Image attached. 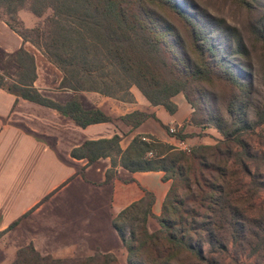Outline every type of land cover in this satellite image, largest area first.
I'll return each instance as SVG.
<instances>
[{"label":"trees","instance_id":"obj_1","mask_svg":"<svg viewBox=\"0 0 264 264\" xmlns=\"http://www.w3.org/2000/svg\"><path fill=\"white\" fill-rule=\"evenodd\" d=\"M26 3L38 17L50 9L41 25L29 28L21 19L24 29L29 32L26 34L7 19L4 22L57 67L62 74L58 88L72 91L74 95L62 103L41 94L33 86L36 78L34 56L23 47L11 53H1L17 56L20 68L28 73L27 78L19 74V80L7 83L0 74V88L16 98L53 108L82 128L116 118L135 128L154 115L135 109L114 117L99 107L86 109L78 99L80 91H94L131 101L133 94L130 88L134 85L151 104L162 105L170 113L175 111L176 105L171 99L178 88L165 85L160 78L152 53L156 52L162 36L152 24L151 31L144 29V22L138 18L142 0H0V9L14 17ZM185 99L194 112L193 102ZM262 111L252 123L230 131L219 125L213 126L223 138L214 145H198L197 148L230 150L232 142L244 132L254 131L264 123V108ZM192 116L189 122L199 130L209 127L202 121H195ZM182 131L180 128L169 133L183 140L189 135ZM119 140L117 134L109 138L85 140L71 149L70 154L75 158H85L88 163L110 157L114 166L113 150L123 168L129 171L162 170L163 178L171 180L159 215H153V195L146 191L140 200L112 219V227L127 251V264H221L223 262L217 261L215 255L227 252L231 242L234 250H248L254 254L250 264H264V210H249L238 201L243 196L232 198L234 195L229 186L233 184L228 177L227 157L223 159L212 151L211 159H208L202 150L190 152L189 148L177 149L148 135H135L125 149L120 148ZM220 142L222 145L219 146ZM155 148L159 152L154 156H144ZM243 168L250 175L245 165ZM150 218H154L159 225L154 231H148L146 227ZM17 222L14 221L10 227ZM27 246L33 252L34 264H42L45 255H41L30 243ZM101 254L100 261L91 258L88 263L119 264L110 252ZM60 259L52 257L51 264H62Z\"/></svg>","mask_w":264,"mask_h":264},{"label":"crops","instance_id":"obj_2","mask_svg":"<svg viewBox=\"0 0 264 264\" xmlns=\"http://www.w3.org/2000/svg\"><path fill=\"white\" fill-rule=\"evenodd\" d=\"M20 47L34 56L33 86L41 94L62 103L73 97L72 91L58 88L62 74L57 67L0 19V48L11 53ZM40 57L55 73L47 70L42 75ZM81 92L77 93L78 99L86 109L99 107L114 117L137 109L154 117H147L135 128L118 118L82 128L53 108L16 98L0 88V260H12L24 243L54 258L64 254L80 257L76 254L89 250L87 247L93 251L90 255L120 248L112 219L146 191L153 195V215H159L170 180L163 178L162 170L129 171L118 164L113 166L115 174L106 179L110 157L88 163L85 158L72 157L71 149L85 140L114 134L120 138L121 149L137 134L183 146L191 138L178 140L166 127L182 128L183 133L190 132L189 127L199 130L189 122L193 109L183 96L172 97L176 109L170 113L133 91L131 101L101 95L90 106L83 104Z\"/></svg>","mask_w":264,"mask_h":264},{"label":"rangeland","instance_id":"obj_3","mask_svg":"<svg viewBox=\"0 0 264 264\" xmlns=\"http://www.w3.org/2000/svg\"><path fill=\"white\" fill-rule=\"evenodd\" d=\"M142 1L138 18L144 22V29L151 31L152 24L162 36L156 52L152 53L160 78L165 85L178 88L172 96H183L193 102L195 109L192 117L195 121L209 125L204 131L189 127L190 132L186 133L191 140H188L187 147L190 152L202 150L208 159H211L212 151L220 154L219 157L223 159L227 157L228 177L233 184L229 186L234 195L232 198L243 196L238 201L249 210H264V123L254 131L244 132L237 141L232 142L228 151L197 148L198 145H214L223 138L213 126L219 125L225 131H230L252 123L257 114L263 112L264 0ZM49 13L48 8L38 17L29 10V3H26L17 10L14 17L0 9V19H7L16 29L29 34L21 19L32 23L30 27L23 21L32 28L41 25ZM1 51L0 48V74L3 80L12 83L20 79L19 74H23L26 79L28 73L20 68L18 57L5 56ZM40 61L42 75L47 70L55 73L51 66H46L43 58L40 57ZM130 90L142 96L136 86H131ZM80 95L83 104L90 106L96 104L102 94L83 91ZM117 103L126 107L121 102ZM147 138V141H153ZM174 146L183 150L179 145ZM157 152L159 149L155 148L144 156L148 158ZM111 155L114 164L119 165V156L113 150ZM243 165L246 171L247 168L250 170V175L245 172ZM107 171L106 179L115 174L112 165ZM146 227L148 231H154L159 225L154 218H150ZM27 244L18 246L12 260H0V264H34L33 252ZM87 249L76 254L80 257L64 254L60 261L62 264H89L91 258L101 260L102 252L91 256L93 251ZM107 253L104 252V255ZM110 253L119 264H127V251L123 244ZM47 257H42V264H51V255L50 259ZM215 257L217 261L223 262L221 264H250L254 260V254L250 251L234 250L232 242L227 252Z\"/></svg>","mask_w":264,"mask_h":264},{"label":"built area","instance_id":"obj_4","mask_svg":"<svg viewBox=\"0 0 264 264\" xmlns=\"http://www.w3.org/2000/svg\"><path fill=\"white\" fill-rule=\"evenodd\" d=\"M176 131V128L174 127V126H170L169 127V132L170 133H174ZM142 139H144V140H148V138H146V137H142ZM181 146V145H180ZM183 149H185V150H188V147H187V145H183V146H181Z\"/></svg>","mask_w":264,"mask_h":264}]
</instances>
